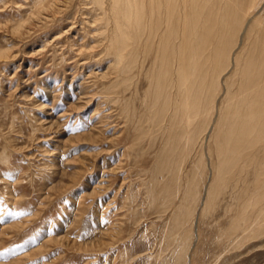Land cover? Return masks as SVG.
I'll list each match as a JSON object with an SVG mask.
<instances>
[{
  "label": "rangeland",
  "instance_id": "rangeland-1",
  "mask_svg": "<svg viewBox=\"0 0 264 264\" xmlns=\"http://www.w3.org/2000/svg\"><path fill=\"white\" fill-rule=\"evenodd\" d=\"M97 1L0 0V264H264V0L188 49Z\"/></svg>",
  "mask_w": 264,
  "mask_h": 264
},
{
  "label": "bare ground",
  "instance_id": "bare-ground-1",
  "mask_svg": "<svg viewBox=\"0 0 264 264\" xmlns=\"http://www.w3.org/2000/svg\"><path fill=\"white\" fill-rule=\"evenodd\" d=\"M93 1V0H92ZM103 0H99V1H97V2H100V4L102 3H104V2H106V1H104V2H102ZM94 2H96V1H94ZM147 2V0H113L112 1V3L115 5L113 8H114V11H116L115 9L116 8H121L122 6H125V7H122V8H124L125 9V17L127 18V20H132V19H135V22L137 23V25H138V27H139V29H142L143 28V24H144V22H143V19H145V21H146V18H144V14H145V12H146V7H148V6H150V9H149V11H150V15H151V17H153L154 16V13L156 12H153L154 11V8H156L157 7V17H158V29H159V26H161L163 23H165V26L167 27V30H166V32H167V35L165 36V37H168L167 39H165L164 40V43H162L161 42V45L162 44H164V45H168V44H170V42H172V37L174 38V36H175V34H176V37L175 38H178V33L179 32H173V29H174V26H175V23H174V21H175V19L176 18H178L179 16L177 15V12H176V9H177V4H179V2H178V0H149L148 1V3H146ZM182 2H183V6H184V9H187L186 10V13L188 12L189 14H184V19H183V28H182V30H181V32H183L182 33V35H183V37H182V40H181V42L182 43H184L186 46H188V45H190L191 43H194V42H197V43H199V44H203L208 38H209V36H211L213 33L210 31V29H209V26H211V24H212V21H213V19H211V18H209L207 15L208 14H206V10L204 9V7H205V3H204V0H182ZM111 3V5H113ZM204 3V4H203ZM210 3V2H209ZM256 3H258V5H260V2H259V0H234V2L232 3L233 5L231 6V7H229V8H227L230 12H232V10L233 9H235L237 12H238V14L240 13L241 15H243V16H246L247 15V13L251 10V9H253V7L254 6H256ZM101 4V7L103 8V6L104 5H102ZM148 4V5H147ZM181 4V3H180ZM96 5V4H95ZM98 6L100 7V5H99V3L97 4V9H98ZM110 8V7H109ZM223 8V7H222ZM107 9H108V7H107ZM98 11V10H97ZM99 11H101V10H99ZM102 11H104V10H102ZM106 11V10H105ZM104 11V12H105ZM112 11V10H111ZM218 11V10H217ZM222 11V10H221ZM107 12V11H106ZM181 11H179V14H181L180 13ZM204 12H205V16H207L206 18H205V20H204V22H205V29H204V31H199L200 30V28H198V24H199V22H200V20H201V17L203 16V14H204ZM108 13V12H107ZM225 13H227V11L225 12ZM225 13H223V14H225ZM107 17H108V15L106 14V13H104ZM101 15V14H100ZM210 15V14H209ZM182 16V15H181ZM107 17H105V18H107ZM164 19H166V20H164ZM215 19H217V18H215ZM103 20V19H102ZM177 20V19H176ZM180 21V20H179ZM142 22H143V24H142ZM262 22H264V20H262V21H260L259 23H261V26L263 27L264 26V24L262 23ZM106 23V22H105ZM104 23V24H105ZM157 23V22H156ZM151 24V23H150ZM180 23H178V25H179ZM135 25V24H134ZM148 27V26H147ZM151 27V26H150ZM155 27V26H154ZM261 27V29H262V36H263V38H264V27L262 28ZM133 29V28H132ZM135 29V28H134ZM178 30H180V29H178ZM177 30V31H178ZM257 30H260V28L259 29H257ZM261 31V30H260ZM140 32H141V30H140ZM165 32V33H166ZM157 33V32H156ZM212 33V34H211ZM260 33V32H259ZM123 35V34H122ZM121 35V36H122ZM230 35V32L229 31H223L221 34H220V44H219V46L216 48V50H215V53L214 54H216V56L217 55H219V57H218V61L219 62H217V63H221V59H222V47H226L225 45L227 44V40H228V36ZM163 36V37H164ZM261 36V37H262ZM126 38V37H125ZM232 38V37H231ZM161 39V38H160ZM179 39V38H178ZM232 39H234V38H232ZM231 39V40H232ZM123 40H124V38H123ZM139 40V39H138ZM162 41V40H161ZM230 41V40H229ZM253 41V40H252ZM209 42H210V40H209ZM226 42V44H224ZM126 43V42H125ZM198 44V45H199ZM209 44V43H208ZM256 44V43H255ZM230 45V44H229ZM261 45V44H260ZM191 46V45H190ZM190 46H188L187 47V49L190 47ZM210 46V45H209ZM258 46H259V44H258ZM181 47V46H180ZM227 47H229L228 45H227ZM191 48H194L193 47V45H192V47ZM252 48V47H251ZM255 48V47H254ZM260 48H262V47H260ZM183 49H185V48H183ZM199 49V48H198ZM201 49V48H200ZM199 49V50H200ZM204 49V48H203ZM181 50V49H180ZM192 50V49H191ZM253 50V49H252ZM256 50V49H255ZM183 51V50H182ZM181 51V52H182ZM187 51V50H186ZM196 51V50H195ZM204 50H202L201 51V53L203 52ZM208 51V50H207ZM251 51V50H250ZM189 52H191V51H189ZM194 52V51H193ZM198 52V51H197ZM255 52V51H254ZM186 53H188V52H186ZM209 53H211V52H209ZM192 54V53H191ZM191 54H189L190 56H191ZM194 54V53H193ZM203 54H206V53H204L203 52ZM256 54V53H255ZM180 55V54H179ZM197 55V54H196ZM195 55V57H197L198 58V55L196 56ZM264 56V55H263ZM262 56V57H263ZM185 58H187V55L186 56H184ZM193 57V56H192ZM247 57V56H246ZM253 57H255V55L253 54ZM252 57V58H253ZM204 58H205V56H204ZM252 58H251V60H252ZM190 59V58H189ZM192 59V58H191ZM198 59H200V58H198ZM214 59H216V58H214ZM184 60V59H183ZM182 60V61H183ZM187 60V59H186ZM208 60V59H207ZM231 60V59H230ZM235 60H236V62H237V59L235 58ZM250 60V59H249ZM248 60V61H249ZM190 61V60H189ZM192 61H193V59H192ZM194 61H195V59H194ZM200 61H201V59H200ZM205 61H206V59H205ZM204 61V62H205ZM247 61V60H246ZM246 61H245V63H246ZM184 62V61H183ZM186 62V61H185ZM196 62V61H195ZM203 62V63H204ZM229 62H231V61H229ZM188 63V62H187ZM190 63V62H189ZM193 63V62H192ZM192 63H190V64H192ZM254 63V62H253ZM185 64V63H184ZM259 64V63H258ZM189 64H187V66H188ZM196 65V64H195ZM218 65V64H217ZM222 65V64H221ZM231 65V64H230ZM251 65V64H250ZM257 65V64H256ZM190 66V65H189ZM188 66V67H189ZM238 66V65H237ZM171 67V66H170ZM191 67H193V66H191ZM248 67V66H247ZM185 68V67H184ZM206 68V67H205ZM209 68V67H208ZM241 68V67H240ZM260 68V67H259ZM173 69V68H172ZM190 69H193V68H190ZM222 69V68H221ZM228 69V68H227ZM251 69V68H250ZM180 70V69H179ZM209 70H210V68H209ZM208 70V71H209ZM245 70V69H244ZM252 70V69H251ZM259 70V69H258ZM257 70V71H258ZM207 71V72H208ZM206 72V73H207ZM219 72V71H218ZM256 72V71H255ZM183 73V72H182ZM181 72H180V75L182 74ZM216 73V72H215ZM183 76H184V73L182 74ZM185 75H186V77H187V74L185 73ZM207 76V75H206ZM205 76V77H206ZM216 76V75H215ZM214 76V77H215ZM175 77V76H174ZM177 77V76H176ZM185 78V77H184ZM248 78V76L247 77H245L244 79H247ZM255 78V77H254ZM242 79V78H241ZM244 79H242V80H244ZM190 80H191V78H190ZM262 80V79H261ZM238 81V80H237ZM257 81L258 80H255V79H252L251 80V82H250V87L251 88H254V87H252V86H255V85H257ZM183 82V81H182ZM218 82V81H217ZM262 82H263V80H262ZM194 83V82H193ZM220 83V82H219ZM245 83V82H244ZM259 83V82H258ZM187 85V84H186ZM189 85H190V83H189ZM188 85V86H189ZM241 85V84H240ZM243 85V84H242ZM182 86V85H181ZM204 86V85H203ZM209 86V85H208ZM213 86V85H212ZM245 86V85H244ZM211 87V86H210ZM248 87V86H247ZM217 88V87H216ZM249 88V87H248ZM251 88L248 90V89H244L243 90V86H242V91H244V92H242L243 93V95H242V99L244 100V101H247L249 98L250 99H252V97L253 98H256L257 99V101L256 102H258L259 101V99L261 98L262 99V97H263V95H264V85H260V86H258V87H256L257 89H255V90H252V91H254V93L252 94V93H249V92H251L250 90H251ZM218 89V88H217ZM248 90V91H247ZM214 92V91H213ZM237 92V91H236ZM241 94V93H240ZM255 99V100H256ZM255 100H254V102H255ZM193 101V100H192ZM253 101V100H252ZM261 102H262V100H260ZM258 104V103H257ZM196 105V104H195ZM250 105H252V103L250 104ZM259 105H261V103L259 102ZM197 106V105H196ZM258 106V105H257ZM262 106V105H261ZM189 107V106H188ZM228 107V106H227ZM262 107H264V106H262ZM230 108V107H229ZM259 108V107H258ZM258 108L256 107V109L255 110H253V112H252V114H250V116H248V117H251V120H252V122L251 123H248V124H241L240 126H238V127H236V128H234V130H238V128L239 127H242V128H245V127H251V128H253V127H257V126H261V125H263V127H264V109H259L258 110ZM192 109V108H191ZM194 111H196V110H198V109H193ZM188 111H190L189 109H188ZM230 111V110H229ZM229 111H228V113H229ZM190 113V112H189ZM195 113H198L197 111L195 112ZM227 113V114H228ZM194 114V113H193ZM192 114V115H193ZM238 113H236V114H234V115H237ZM230 115V114H229ZM232 115V114H231ZM239 115L241 116V114L239 113ZM248 115V114H247ZM189 116V115H188ZM195 116H197V115H195ZM195 116H193V117H195ZM229 117V116H228ZM234 117V116H233ZM187 118V117H186ZM189 119V118H188ZM193 119V118H192ZM254 119H257V121H254ZM258 119H261V120H258ZM189 123V122H188ZM236 124H238V122L236 123ZM262 128V127H261ZM257 129V128H256ZM255 129V130H256ZM264 128H262V130H263ZM254 130V129H253ZM230 132V131H229ZM256 132H259V130L258 131H256ZM243 133V132H242ZM262 133V132H261ZM263 134V133H262ZM254 135H255V132H254ZM257 135L259 136L260 135V133L258 134L257 133ZM253 136V135H252ZM251 135L249 136V138H251L252 137ZM256 136V135H255ZM263 136H264V134H263ZM262 136V137H263ZM245 137H246V135H245ZM257 137V136H256ZM261 137V136H260ZM262 137H261V139H262ZM244 138V137H243ZM258 138V137H257ZM248 139V138H247ZM252 140H249V142H252L253 143V141L255 140L254 138H251ZM254 139V140H253ZM264 139V138H263ZM263 139H262V141L261 142H263ZM234 141H235V145L236 146H238L240 143H242V142H245V141H242L243 139H241L239 136L237 137V138H235L234 137V139H233ZM257 140V139H256ZM247 141V140H246ZM259 141V140H258ZM258 141H255L254 143H256V142H258ZM250 144V143H248L247 142V144L249 145V146H253L254 144ZM245 144V143H244ZM260 144V143H259ZM246 145V144H245ZM248 145H246L247 146V148L249 147ZM240 146V145H239ZM255 147L257 146L258 147V145H254ZM239 148V147H238ZM242 148H243V145H241V148H240V150H242ZM246 148V149H247ZM254 147H252V149H253ZM244 149V148H243ZM245 149V151H249L250 150V147L248 148L249 150H246ZM243 151V150H242ZM252 152H254V151H252ZM239 154V153H238ZM249 154H250V151H249ZM248 154V155H249ZM238 161V160H237Z\"/></svg>",
  "mask_w": 264,
  "mask_h": 264
}]
</instances>
